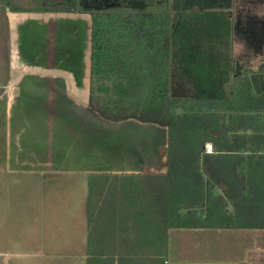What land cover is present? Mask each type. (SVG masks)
I'll list each match as a JSON object with an SVG mask.
<instances>
[{
    "label": "crops",
    "instance_id": "obj_1",
    "mask_svg": "<svg viewBox=\"0 0 264 264\" xmlns=\"http://www.w3.org/2000/svg\"><path fill=\"white\" fill-rule=\"evenodd\" d=\"M44 8L31 10L30 14H41L47 21L56 20L57 13ZM28 11L30 10L12 3L11 6L0 3V113L7 115H12L13 107L19 110V115L24 114L25 108L28 107L22 102L23 96L19 90L24 88L19 84L23 82L34 86L35 83H40V79L35 75L25 77L29 70L35 72V67L21 63L19 65L14 59L22 33L18 24L24 22L26 15H29ZM83 15L90 16L88 13ZM54 25V29L50 28L52 31L46 30V40L55 46L57 32ZM70 32L72 33V28ZM44 40L45 37L42 41ZM66 40L65 33V45ZM49 51L51 48L48 45L44 51V65L41 68L44 73L53 71L56 74L57 62L51 61ZM63 68L66 78L72 84V65L65 63L60 69ZM57 79L61 81L60 77ZM48 82L50 83L49 80ZM52 90H55V95L56 88L53 87ZM42 93L51 98L46 91ZM30 105L33 110L29 111L31 110L32 114H43L41 111L44 112L51 106L49 101L42 106V110L37 108L38 105L35 107L34 103ZM36 109L40 112H36ZM46 119L48 125H42L39 130L50 134L52 130L49 127L54 124L51 123L50 116ZM4 128L0 126L6 134H11V126ZM12 131L15 133V129ZM166 141V156L155 160L144 159V156L136 159L132 157L123 165L120 164L122 161L111 169L104 167V160H99L98 157L94 158L91 169L89 166L78 169L73 165L75 162L72 157L52 153L53 144L49 139L43 142V146L35 143L34 152L32 150L27 154L2 156L0 176L7 172L17 182V185L14 182L12 186L4 188L3 193L17 202L15 207L20 217L1 224L4 236L0 238V264H169L167 242L170 231L178 230L175 232L178 238L179 232L187 231L194 235L193 233L212 229L264 230L261 219L264 216V201L254 196L251 200L247 199V180L242 172V163L246 162L247 158L230 154L200 157L194 164L198 167L197 164L203 160L209 162V178L206 182L204 177V187L199 190L202 191L199 194L203 198H199V203L195 204L196 214H188L187 219H190L192 226H164L166 252L160 254L155 251L158 249L152 245L150 231L155 232L154 236L158 237L159 232L154 230V226H157L160 220L161 229L167 219L168 138ZM162 145L163 143L159 146ZM209 146L213 149V144L208 142L205 144L206 152L212 153V150H207ZM256 161L253 159L249 162ZM252 173L253 185L259 188L254 189L253 194L258 195L264 187L257 181L259 173ZM92 175L109 178L101 199L95 205V221H90L89 178ZM199 175V172L193 169L192 179L197 180ZM217 196H221L222 201L215 206ZM181 210L182 213H187L186 209ZM137 220H140L138 224ZM119 243L125 244V250L111 253ZM261 260V264H264V256H261ZM179 264L216 263L184 261Z\"/></svg>",
    "mask_w": 264,
    "mask_h": 264
},
{
    "label": "rangeland",
    "instance_id": "obj_2",
    "mask_svg": "<svg viewBox=\"0 0 264 264\" xmlns=\"http://www.w3.org/2000/svg\"><path fill=\"white\" fill-rule=\"evenodd\" d=\"M11 3L30 10L24 22L18 24L22 33L14 59L19 65L35 67V72L29 70L25 77L35 75L40 83L34 86L23 82L19 84L24 88L19 90L22 92V102L29 107L25 108L24 114L19 115L16 107H13L12 115L0 113V126L15 129V133L11 130V134H6V128L0 129V158L8 154L15 156L32 150L34 152L35 143L43 146V142L48 139L53 144L52 153L72 157L75 162L73 165L78 169L88 166L91 169L96 157L104 160V167L111 169L122 161L120 164L123 165L132 157L136 159L144 156V159L155 160L167 155V126L140 119L102 117L89 106V66H86L82 84L78 85L73 76L77 65L83 60L85 62V59L88 63L89 58V17L83 15L85 12L76 11L71 0H11ZM43 7L56 12V20L47 21L41 14H30L31 10H41ZM80 14L83 16L77 17ZM170 14L172 40L169 61L174 96H227L234 77L242 68L257 69L264 63V50L258 53L249 45L245 39V35L248 40L250 34L247 32V22L243 25L249 15L264 17V0H170ZM240 19L243 27L240 24L238 29ZM52 24L57 32L55 46L46 40V30H51ZM241 28L246 34L240 31ZM65 33L66 45L63 42ZM254 37V45L259 46L263 40L256 33ZM48 45L51 48V61L57 62L56 74L53 71L44 73L41 68ZM65 63L74 66L71 71L72 84L65 76V68H59ZM53 87L56 88L55 95ZM44 91L51 98L46 97L42 93ZM48 101L51 106L41 111L43 114H32L30 104L34 103L35 107L38 105L37 108L42 110ZM49 116L55 128L53 125L49 127L52 130L50 134L40 132L42 125H48L46 118ZM207 150L213 151L211 146ZM11 179L7 172L0 176V238L3 235L1 224L20 217L15 207L17 202L3 193L8 185L12 186L14 182L17 185L15 179ZM177 231H170L168 237L169 264L184 261L216 264L263 262L264 230L212 229L194 235L187 231L179 232L178 238Z\"/></svg>",
    "mask_w": 264,
    "mask_h": 264
},
{
    "label": "trees",
    "instance_id": "obj_3",
    "mask_svg": "<svg viewBox=\"0 0 264 264\" xmlns=\"http://www.w3.org/2000/svg\"><path fill=\"white\" fill-rule=\"evenodd\" d=\"M0 3L11 6V0H0ZM71 3L76 11L90 15L88 63L83 60L77 65L78 69L72 71L80 85L89 66V106L102 117L140 119L167 126V219L161 229L160 220L159 226H154L158 237L150 231L152 245L158 249L155 251L166 252L164 226H192L188 214H196L195 204L203 198L199 190L204 187V177L206 182L209 178V162L203 160L198 167L194 164L200 157L225 154L246 157L242 172L247 180V199L254 196L264 201V189L258 195L253 194V190L259 188L253 185L251 178L252 172L259 173L260 181H257L264 187V63L257 69L242 68L234 77L227 96H174L169 61L170 0H71ZM246 22L250 34L249 39L246 35L245 39L260 53L264 50V17L249 15L244 24L240 19L237 28ZM242 29L240 31L246 34ZM254 33L263 40L259 46L253 43ZM62 67L64 65L59 66ZM208 142L213 144L212 153L206 152ZM253 159L257 161L249 162ZM193 169L200 174L195 176L197 180L192 179ZM108 179L102 175L89 178L90 221H95V205ZM220 201L221 196H217L215 206ZM181 209H186L187 213H182ZM261 219L264 224V216ZM124 245L119 243L111 253L123 252Z\"/></svg>",
    "mask_w": 264,
    "mask_h": 264
}]
</instances>
